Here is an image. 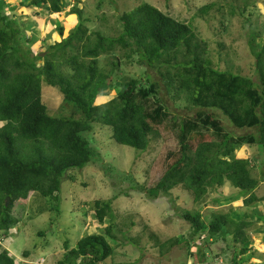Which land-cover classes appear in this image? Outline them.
<instances>
[{
    "label": "trees",
    "instance_id": "16d2710c",
    "mask_svg": "<svg viewBox=\"0 0 264 264\" xmlns=\"http://www.w3.org/2000/svg\"><path fill=\"white\" fill-rule=\"evenodd\" d=\"M70 4V0H20L13 5L0 0L1 237L18 222L16 204L27 201L33 192L57 198L66 172L99 157L90 135L93 124L109 127L116 143L145 151L159 137V128L170 123L178 144L167 152L171 162H166L156 183L143 188L152 197L181 186L196 205H207L205 195L228 183L239 190L244 208L262 204L264 196L259 197L256 189L264 182V37L249 30L247 43L255 62L252 74L244 75L215 67L205 56L204 40L196 36L190 23L147 2L120 14L117 35L96 28L89 31V17L71 4L68 13L75 16L76 24L67 36L39 53L31 48L24 26L10 14L26 6L45 7L56 14ZM212 6L205 4L200 11ZM57 30L62 35L63 26ZM101 55L110 57L105 66L100 64ZM121 58L143 69L145 80L120 76ZM44 84L55 88L78 117L52 115L42 100ZM111 87L115 96L95 104L101 91ZM167 96L172 104L183 102L191 114L173 115L164 103ZM222 116L232 128L245 133L228 130ZM243 144L258 149L253 160L259 177L252 174L248 158L233 155ZM238 198L229 195L212 202L230 203ZM92 207L102 223L111 201L95 200ZM180 216L189 226L183 243L188 251L194 250L188 254L197 256L199 264L204 262L203 242H226L233 249L230 264H241L255 253L251 235H264L263 210L254 221L239 208L226 213L211 209L205 219L196 210H181ZM112 236L107 226L103 233L82 236L75 247L69 248L64 241L67 257L59 263L66 264L68 259L77 264L103 262L113 252ZM179 241L175 238L159 244L164 249ZM0 264H15L6 248L0 250Z\"/></svg>",
    "mask_w": 264,
    "mask_h": 264
},
{
    "label": "rangeland",
    "instance_id": "374dc122",
    "mask_svg": "<svg viewBox=\"0 0 264 264\" xmlns=\"http://www.w3.org/2000/svg\"><path fill=\"white\" fill-rule=\"evenodd\" d=\"M5 1L15 4V0ZM70 1L81 8L84 16L89 17L90 21L86 22L89 31L96 28L109 35H117L121 30L119 16L124 10L147 2L179 21L190 23L196 36L204 40L205 56L215 67L231 69L244 75L252 74L255 62L247 43L249 30L253 29L260 38L264 37V0ZM210 3L213 6L208 11H200V8ZM244 5L248 7L245 12H241ZM43 8L19 7L10 13H14L20 26H24L22 28L26 30L25 35L30 39L35 53L43 52L54 41H60L76 24L75 16L68 13L70 6L62 7L61 12L56 14ZM59 25L63 26L62 35L57 30ZM106 58L101 55L100 64L105 66L110 57ZM117 73L124 78L135 76L145 80L143 69L125 59L121 60ZM44 86L42 100L52 115L78 117L72 106L63 102L55 88ZM113 96L115 90L112 87L107 92L102 90L95 104ZM164 103L173 115L191 114L183 102L172 104L167 96ZM223 119L228 130L245 133L232 128ZM165 123L168 126L159 128V137L150 142L145 151L116 143L111 138L109 127L93 124L90 135L99 157L81 169L74 168L66 172L61 178L57 198L33 192L27 201L16 204L15 209L20 210L18 222L6 236L0 235V250L6 248L15 264H60L63 256L67 257L64 241H68V247L72 248L82 236L103 233L105 227L110 226L113 236L109 242L113 252L98 264H199L197 256L188 254L194 250L188 251L183 243L189 226L181 218V210L199 211L205 219L211 209L226 213L239 208L254 221L256 214L264 211V203L244 208L239 190L228 183L205 195L207 205H196L181 186L170 189L167 194L156 197L148 195L143 188L156 183L166 168V162L170 161L166 159L167 152L174 150L178 144L170 123ZM233 155L248 158L252 174L260 176L253 160L258 156L256 146L243 144L234 149ZM256 193L259 197L264 196V182H260ZM229 195L239 198L230 203L212 202L216 197L228 198ZM95 200L111 201L109 214L102 223L94 216L92 204ZM175 238L180 241L172 247H160L159 243ZM231 240L228 237L229 244ZM251 240L250 246L255 253L248 262L241 264H264V239L254 233ZM202 244L206 246L202 264H230L233 249L227 247L226 242L219 240ZM24 252L29 253L28 257L23 255ZM220 253L222 255L217 257ZM68 261L66 264H77L76 260Z\"/></svg>",
    "mask_w": 264,
    "mask_h": 264
},
{
    "label": "crops",
    "instance_id": "0c3cea01",
    "mask_svg": "<svg viewBox=\"0 0 264 264\" xmlns=\"http://www.w3.org/2000/svg\"><path fill=\"white\" fill-rule=\"evenodd\" d=\"M19 1L18 0H15L14 1V3L16 4V3H18ZM263 203H264V201H263ZM261 223V222H260ZM255 234H257L258 236L260 235L261 236V239L263 240V234L262 233H255Z\"/></svg>",
    "mask_w": 264,
    "mask_h": 264
},
{
    "label": "water",
    "instance_id": "95a60500",
    "mask_svg": "<svg viewBox=\"0 0 264 264\" xmlns=\"http://www.w3.org/2000/svg\"><path fill=\"white\" fill-rule=\"evenodd\" d=\"M8 201H9V197H6V203H8Z\"/></svg>",
    "mask_w": 264,
    "mask_h": 264
},
{
    "label": "clouds",
    "instance_id": "9594fccd",
    "mask_svg": "<svg viewBox=\"0 0 264 264\" xmlns=\"http://www.w3.org/2000/svg\"><path fill=\"white\" fill-rule=\"evenodd\" d=\"M69 6H71V4H70ZM203 237H204V236H202V237H201V239H200V240H198V241H202V238H203Z\"/></svg>",
    "mask_w": 264,
    "mask_h": 264
}]
</instances>
